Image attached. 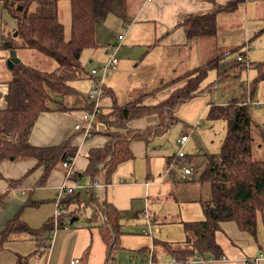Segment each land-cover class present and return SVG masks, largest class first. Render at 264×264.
Returning <instances> with one entry per match:
<instances>
[{
	"label": "crops",
	"instance_id": "0c3cea01",
	"mask_svg": "<svg viewBox=\"0 0 264 264\" xmlns=\"http://www.w3.org/2000/svg\"><path fill=\"white\" fill-rule=\"evenodd\" d=\"M229 1L231 0H129L128 21L118 19L119 17L115 15L109 16L112 17V25L117 28L120 25L126 27L127 23H130V28L126 27L128 29V46L123 44L126 38L124 37L118 54L122 46L126 51L128 47H132V44L133 48H144L147 57L158 51V60H150L148 64L144 65V69L155 66L167 70L172 73L171 81L214 58V52L218 55L220 51L226 54L237 50L249 62H256L257 58L264 61V0H246L240 3L233 12L219 11L218 8L225 6ZM37 5L34 3L31 8L34 10ZM57 7L58 21L64 26L65 39L68 40L72 23L71 3L62 0L58 2ZM213 13L216 16L215 35L187 37L184 27L180 25L184 19L191 16H208ZM132 18L133 20H131ZM16 28L17 20L0 1V111L6 110L8 106V81L12 71L5 74L4 66L7 65L12 50L4 47V44L6 42L17 43ZM119 35V33L116 35L114 42L116 44L119 42ZM103 36V39L109 38L106 34ZM114 36L115 33L112 31V37ZM95 40L98 48L86 49L82 53L81 76L72 83L75 93L54 96V103L49 105L50 110L38 117L29 136V143L37 148H51L67 143L68 148L76 150L75 162L72 165V177L76 174L83 176L80 180H74L72 177L67 178V170L63 168L61 162L43 181V165H38V161L34 159L11 160L10 158L0 163V234L15 217L30 230L40 229L53 218L56 198L61 186L74 184L77 186V194H81V199H85V192L90 188L101 201L111 204L119 212L122 234L119 237V245L114 249V259L109 261L107 242L102 236L106 232L101 226L104 223L103 219L98 218L93 223L89 222L90 209L88 208L74 219L72 226L68 229L55 230L53 224V228L44 236L33 237L31 234L21 231L12 232L6 239H2L0 235V264H19L20 261L25 264H71L74 260H79L77 264H129L132 260L144 263L151 253L153 264H163L162 259L165 255H171L163 244L167 242L156 238L154 229L157 224H164L165 220L176 219L159 218L156 209H152V205H157L164 199L179 202L180 195L190 193L191 184L186 182L189 178L183 180L175 171H171L167 175L163 173V170L171 162L169 158L175 154L172 156L160 155L155 148H151L148 144L156 136L148 142L135 140L130 143L134 159L120 165L113 175L111 174L106 179L103 170L95 177L86 173L90 150L106 146L110 140L109 133L126 132L112 126L109 127L98 118L90 138H85L82 131L75 129L76 124L81 121L83 112L91 111L95 107V104L90 102L87 96L88 91L95 83L89 72L107 61V52L112 45V42L108 41V47L104 49V42L98 41L97 25ZM213 41L215 42L213 43ZM222 45L231 46L222 48ZM245 49L246 52H244ZM252 51L255 57H253V53L249 56ZM15 52L24 65L30 66L29 62L23 61L24 59L21 58L18 51ZM224 60L220 63L223 64ZM237 62L239 63L238 58ZM51 70L52 68L44 71ZM155 72L157 73V70ZM111 74L112 72L104 84L109 93L103 95L100 100L98 114H109L112 111V93L115 94L116 102H118L116 89L112 87ZM185 83L186 80L179 81L164 90L143 93L144 95L149 94L147 98L150 99L145 98L142 105L158 104L161 99L167 98ZM263 83L264 81L257 84L248 101L252 103V108H257L252 113V119L262 132H264V99L263 102H259L255 100L254 95L258 86H262ZM241 86L235 83L236 96L234 98L241 97L243 94ZM262 94L264 96V91ZM151 99H156V101L148 105V100ZM254 100L258 101L260 105ZM118 104L121 105L119 102ZM158 123V117L150 115L131 121L128 127L131 130L142 132L148 128L156 127ZM156 156H162L163 165L160 176V172L154 171L152 168V162ZM189 158L194 159L193 156ZM138 161L144 162H141L140 168L137 169L135 165L138 164ZM132 162L133 165L125 169V165ZM169 177L175 179L172 181L169 193L162 196L161 191L157 190V185H162ZM95 181H99L100 186L93 188ZM197 186L194 184L193 191L196 192L194 191L191 197L192 202H201L202 200V186L199 184L200 190L196 188ZM144 211H148L150 214L151 224H148L143 218L141 212ZM150 226L153 231L152 235L147 234ZM182 243L184 244V241ZM173 247L182 250L180 247ZM195 255L198 254L189 257L187 260L189 264H197ZM172 258V262L167 264H179L173 256Z\"/></svg>",
	"mask_w": 264,
	"mask_h": 264
},
{
	"label": "trees",
	"instance_id": "16d2710c",
	"mask_svg": "<svg viewBox=\"0 0 264 264\" xmlns=\"http://www.w3.org/2000/svg\"><path fill=\"white\" fill-rule=\"evenodd\" d=\"M0 1L17 20L15 30L17 43L6 42L4 47L12 51L34 50L55 63L51 71H41L22 62L17 64L11 71V78L8 81L7 109L0 111V163L11 157L16 160L34 159L38 161V165H43L44 181L57 164L65 161L68 156L74 157L76 150L68 148L67 143L51 148L33 147L29 143V136L36 120L42 113L50 110L49 105L54 103V96L75 93L72 83L81 76L82 53L86 49L98 48L95 40L96 25L108 15H115L128 21L129 0H67L71 3L72 11L71 34L68 40L65 39L64 26L58 21L57 6L62 0ZM245 1L231 0L218 9L233 12ZM34 3L38 5L33 10L31 7ZM180 25L184 27L188 38L216 34L215 13L202 17L191 16L184 19ZM236 51L213 58L200 67L177 76L167 85L186 80L185 85L156 105H142V101L149 94L125 105H119L115 94L112 93V111L109 114H98L97 118L109 127L126 132L109 133L110 140L106 146L90 150L86 173L95 177L103 170L107 179L120 165L133 160L130 143L135 140L148 142L152 137L167 132L179 121L177 114L179 106L203 93L204 89L200 87L208 71ZM245 59L226 69L219 77L220 81L238 80L243 70H257L258 77L248 88V96L251 97L257 84L264 81V62H249ZM239 85L244 88L247 83ZM159 89L161 88L153 92ZM103 90L104 95L109 93L105 87ZM250 104L241 96L224 106H210V118L227 121L229 128L221 153L218 156H206V168L199 178V184L205 183L211 195L209 201L201 200L206 218L184 225L185 242L188 246L191 244L192 248L180 250L169 243H163L164 246H168V251L179 263L189 264L187 260L194 254L219 255L220 247L215 240V234L223 222H237L242 230L254 233L259 225V218L264 224V158L255 157L257 151L253 146V130L259 126L252 119ZM150 115L158 117L159 123L156 128H148L142 132L129 129L128 124L131 121ZM262 135L264 138V132ZM174 158L175 155L169 160L172 161ZM176 160L178 161L177 158ZM82 176L76 174L72 179L80 180ZM65 204L70 215L73 214V219L88 208L89 222L93 223L98 218L103 219L104 223L101 226L106 232L102 236L107 242L109 261L113 260L114 249L119 245V237L122 234L119 212L111 204L101 201L90 189L86 190L84 200L81 199V194H76L68 198ZM52 225L53 219L37 231L30 230L15 217L0 235L2 239H6L12 232L21 231L33 237L44 236L53 228ZM19 264L25 262L20 261Z\"/></svg>",
	"mask_w": 264,
	"mask_h": 264
},
{
	"label": "rangeland",
	"instance_id": "374dc122",
	"mask_svg": "<svg viewBox=\"0 0 264 264\" xmlns=\"http://www.w3.org/2000/svg\"><path fill=\"white\" fill-rule=\"evenodd\" d=\"M109 16L110 15L100 20L97 24L98 41L104 42L105 49L108 47V41L112 42V45L116 44L114 43L116 40L115 38L119 33L120 35H123L127 38V40L125 38L123 44L128 46V29L121 25L118 28L117 26H113L111 21L112 17ZM118 19L121 18L119 17ZM131 20H133V18ZM133 29L134 27L132 28V31ZM112 31L115 33L114 37H112ZM104 33L107 37H109L108 39H103V35H105ZM229 41H232V39H229ZM214 42L215 41H213V43ZM229 46L231 45H222L221 47L224 48ZM24 50L17 49L16 51H18L19 55H21V58L24 59V62H29L30 67L39 69L41 71L50 68L53 69L55 63L51 59L41 55L37 51L30 50L25 52ZM244 52H246V49ZM158 53L159 52L157 51L156 53H152L147 57L145 55L144 48H133L132 44V47H128V50L125 51L124 46L121 47L118 54V70L116 73L111 74L113 82L112 87H115L114 89H116L115 91L117 93V100L121 105H125L129 101L131 102V100L139 98L140 96L144 95L143 93L145 92L151 93L155 88H161V90H164L172 85H167L169 82H171L170 77L172 74L167 70L156 68L155 66L150 67L149 69H144V65L148 64L150 60H158ZM252 53L253 51L250 52L249 56H251ZM222 55V51H220L218 55L214 52V58ZM239 55L240 54L238 51L233 52L224 58L225 60L223 64L218 63L216 67L210 69L201 83L200 88L204 89L203 93L191 100H187L182 105H180L177 112L179 121L176 122L165 133H162L160 130L162 134L154 137L148 144L151 148H155L158 151V154L172 156L175 154V148H177L175 142L180 137L188 135V133L190 135L189 141L187 142L188 144L185 145L183 149L188 157V167H191L194 170L193 175L188 177L189 179L186 180V182H189L188 184H191L190 193L187 195H180L181 200L179 202H172L171 199H164L163 202L157 203V205H152V209H156V214L159 216V218L167 217V219H176L169 221L165 220L164 224H157L156 228L154 229V231H156L155 237L169 244L171 243L173 246L180 247L182 250H185L188 247L192 248L191 244L188 246L185 242L186 233L184 225L186 223L203 221L206 218V213H204L202 205L203 202H192L191 200V197L195 191H193L194 184H196V186L198 185L196 187L198 190L201 189L199 186V178L206 168L204 167L205 157L208 155L218 156L221 153L229 128L227 121L223 119L213 120L210 118V106H224L227 105L229 101L234 99L236 96V91L234 89L235 83H247V85H244L245 90L243 88V94L241 96L248 102L249 98H251L248 96L249 85L258 77L256 70L251 69L243 70L238 80L230 79V81H226L225 79H222L220 81L219 76L225 71V69L235 66L234 64L236 63ZM253 57H255L254 53ZM256 62L260 63L264 61L257 58ZM237 64L239 63L237 62L236 65ZM4 67L5 74L11 71L8 68V64H5ZM155 70H157V73ZM263 91L264 83L262 86H258V89L254 95L255 100L263 102ZM163 94L165 95V93ZM255 100L254 102L259 103ZM154 101H156V99L148 100V105H151L150 103ZM250 105L252 108V103ZM256 110L257 108H252V112ZM262 133L263 132L260 129L253 130V146L255 149H257V154L255 157L261 156L264 158V138ZM191 156H193L194 159H190L189 157ZM141 162L138 161V164L136 163L135 167L137 169L140 168ZM171 164L178 168L182 163L174 158L171 162H169V165ZM132 165L133 162L128 163L125 165V169H128L129 166ZM143 165L145 166V163H143ZM162 165V156H156L152 162V168L154 171L160 172L159 176L162 173ZM174 179L175 178L169 177L162 183V185H157V190L161 191L162 196H166L169 193L172 181ZM201 186L203 190L202 200L209 201V197L211 195L209 193L208 186L205 183ZM72 215L73 214H71L70 217ZM215 240L220 247L219 255L215 253H210L203 257L195 255L197 256V264H264V224L261 218H259V225L257 226L255 233L253 231L249 232L242 230L237 222H223L220 224V230H218L215 234ZM183 241L184 244L182 243ZM166 248L167 250L169 249L168 246H166ZM172 259L173 258L170 254L165 255V257L162 259V263L167 264L168 262H172ZM179 264H182V262Z\"/></svg>",
	"mask_w": 264,
	"mask_h": 264
},
{
	"label": "built area",
	"instance_id": "2783aa9c",
	"mask_svg": "<svg viewBox=\"0 0 264 264\" xmlns=\"http://www.w3.org/2000/svg\"><path fill=\"white\" fill-rule=\"evenodd\" d=\"M151 1V0H148ZM127 28H130V23H127L126 25ZM124 39L123 35H119L118 37V43L114 45H111L109 49L108 54V59L106 62L101 63L100 65L94 67L93 69L90 70L89 75L91 78L95 80L94 85L90 88L88 91V99L90 102L95 104V107L91 111H85L83 112L81 116V121L76 124L75 129L77 131H82L83 135L85 138H90L92 136V131H93V126L97 121V116H98V109H99V103L100 100L102 99L104 95V84L109 77L110 73L116 72L118 69L119 65V60H118V51L119 47L122 43V40ZM238 61L242 62L244 60L243 54L239 55ZM189 141V133L188 135H184L180 137L176 141V153H175V158L178 159L179 162L182 164L177 168L173 164L169 165L163 170L164 175H167L171 171L177 172L178 176L185 180L188 177L193 175V168H189L187 165V155L184 152V146L188 144L187 142ZM75 159V156H68L65 161L62 162V166L64 169L67 170V178L72 177V165ZM71 175V176H70ZM100 182L95 181L93 183V188L94 187H99ZM77 194V186L76 185H67L64 184L61 186L59 193L56 198V209L53 215V224H54V229H68L72 225V220L73 216L70 217V213L67 211V206L65 202L67 201L68 198H71L72 196H75ZM143 218L148 222V224H151V217L148 211L141 212ZM147 234L152 235V227L150 226V230L147 232ZM149 258L144 262V263H138L135 260H132L129 264H153V255L152 253L149 254ZM259 262V261H258ZM79 263V260H74L71 262V264H77Z\"/></svg>",
	"mask_w": 264,
	"mask_h": 264
},
{
	"label": "water",
	"instance_id": "95a60500",
	"mask_svg": "<svg viewBox=\"0 0 264 264\" xmlns=\"http://www.w3.org/2000/svg\"><path fill=\"white\" fill-rule=\"evenodd\" d=\"M16 35H17V33H16ZM15 35V36H16ZM21 62V60L19 59V57L17 56V54H16V52L13 50V51H11V53H10V58L8 59V61H7V64H8V68L10 69V70H13L14 69V67L17 65V64H19ZM14 158L13 157H11V160H13ZM74 221V219L72 220V222Z\"/></svg>",
	"mask_w": 264,
	"mask_h": 264
},
{
	"label": "bare ground",
	"instance_id": "6f19581e",
	"mask_svg": "<svg viewBox=\"0 0 264 264\" xmlns=\"http://www.w3.org/2000/svg\"><path fill=\"white\" fill-rule=\"evenodd\" d=\"M256 150H257V149H256ZM89 189H90V188H89ZM89 189H88V190H89ZM90 191H91V190H90ZM88 194H89V193H88ZM67 208H68V207H67ZM93 217H94V216H93ZM252 226H254V225L252 224ZM5 228H6V227H5ZM249 228H250V227H249ZM255 230H256V229H255ZM255 230H254V231H255ZM257 240H258V239H257Z\"/></svg>",
	"mask_w": 264,
	"mask_h": 264
}]
</instances>
